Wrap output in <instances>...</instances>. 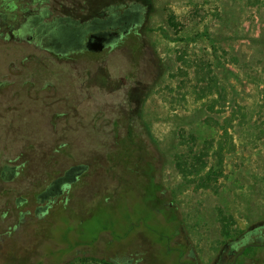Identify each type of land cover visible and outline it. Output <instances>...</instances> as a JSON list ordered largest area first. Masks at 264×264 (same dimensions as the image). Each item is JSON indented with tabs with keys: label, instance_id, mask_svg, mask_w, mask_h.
Wrapping results in <instances>:
<instances>
[{
	"label": "rangeland",
	"instance_id": "obj_1",
	"mask_svg": "<svg viewBox=\"0 0 264 264\" xmlns=\"http://www.w3.org/2000/svg\"><path fill=\"white\" fill-rule=\"evenodd\" d=\"M136 2L101 52L0 54V264H222L264 225V0Z\"/></svg>",
	"mask_w": 264,
	"mask_h": 264
},
{
	"label": "flooded vegetation",
	"instance_id": "obj_2",
	"mask_svg": "<svg viewBox=\"0 0 264 264\" xmlns=\"http://www.w3.org/2000/svg\"><path fill=\"white\" fill-rule=\"evenodd\" d=\"M142 10L143 7L136 0H0V54L13 47L33 49L38 43L61 54L88 51L86 45L93 39L92 34L102 35L106 48L109 44L132 35V31L141 24L139 17ZM45 17L50 18L45 20ZM134 35H137L135 31ZM17 77L18 73L14 70L0 69L1 114L9 110L10 100L7 97L13 95ZM23 80L26 81L27 78ZM23 88L27 89L26 85ZM9 132L12 130L5 131L6 134ZM82 168L79 165L69 167L63 176L51 179L35 198L41 201L62 192L61 182L75 180ZM15 173L14 165L3 164L0 170L4 180H11ZM252 232L238 245L232 240L229 242L226 248L227 260L222 264L264 263V256L258 255L259 253H245L248 247L264 246V225Z\"/></svg>",
	"mask_w": 264,
	"mask_h": 264
},
{
	"label": "water",
	"instance_id": "obj_3",
	"mask_svg": "<svg viewBox=\"0 0 264 264\" xmlns=\"http://www.w3.org/2000/svg\"><path fill=\"white\" fill-rule=\"evenodd\" d=\"M93 37V39L89 40L87 42L86 48L88 51H92V52H100L104 49L105 47V38L100 35V34H92L91 38Z\"/></svg>",
	"mask_w": 264,
	"mask_h": 264
},
{
	"label": "trees",
	"instance_id": "obj_4",
	"mask_svg": "<svg viewBox=\"0 0 264 264\" xmlns=\"http://www.w3.org/2000/svg\"><path fill=\"white\" fill-rule=\"evenodd\" d=\"M170 222V221H169ZM224 226H226V225H224ZM170 232L172 233L173 232V230H170ZM224 232L227 234L228 232H227V228L224 230ZM92 260H94V261H98V262H100V264H114L112 261H109V260H106V259H104V258H96V257H90Z\"/></svg>",
	"mask_w": 264,
	"mask_h": 264
}]
</instances>
